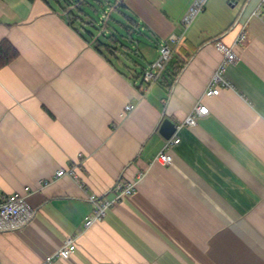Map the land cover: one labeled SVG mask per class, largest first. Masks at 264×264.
Masks as SVG:
<instances>
[{"label": "crops", "instance_id": "0c3cea01", "mask_svg": "<svg viewBox=\"0 0 264 264\" xmlns=\"http://www.w3.org/2000/svg\"><path fill=\"white\" fill-rule=\"evenodd\" d=\"M54 1L0 0V43L19 52L0 67V187L26 195L35 212L23 228L0 232V264H42L68 237L77 248L55 264H264L261 0H209L186 32L193 0L177 8L172 0L106 1L154 36L137 53L144 66L129 54L103 57ZM241 31L244 41L233 45ZM165 42L172 61L142 92L137 67ZM218 43L237 58L225 70L230 87L205 97L223 60ZM129 102L135 108L123 118ZM198 102L209 113L184 125ZM166 118L179 139L168 148L171 166L153 162L168 141L159 132ZM74 163L79 181L55 178ZM131 182L133 195L84 227L90 194Z\"/></svg>", "mask_w": 264, "mask_h": 264}, {"label": "built area", "instance_id": "2783aa9c", "mask_svg": "<svg viewBox=\"0 0 264 264\" xmlns=\"http://www.w3.org/2000/svg\"><path fill=\"white\" fill-rule=\"evenodd\" d=\"M208 0H193L187 8L185 14L182 17L183 30L186 32L189 26L197 18L198 15L203 13L206 9V3ZM264 22V0H261V5L254 12ZM245 39L243 31L237 36L233 45L241 44ZM171 42H179L181 37L171 35L169 37ZM219 50L223 53V60L217 69L211 76L203 96L211 97L216 96L220 93L221 88L230 87V82L225 77V70L228 64L233 63L237 56L233 51L232 47H227L222 43L217 44ZM173 50L167 42L161 44L158 48V56L156 60L148 64L144 69L140 85L141 91L146 92L155 82H157L162 74L166 71L168 65L172 61ZM135 108L134 103L129 102L125 106V110L121 114L123 118L127 117ZM209 113L208 106L198 102L193 110L188 114L184 125L192 126L196 124L197 118L205 116ZM179 139L172 137L167 141L164 149H162L153 162H159L164 166H171L173 164V158L168 152V148L171 145L177 144ZM79 164L74 163L68 168L59 169L55 178L71 177L76 181H79L77 174V168ZM136 191L135 183L131 182L128 184L119 183L113 187L109 192L103 196H99L92 193L88 196V200L93 204L94 211L89 216L85 217L84 227L88 228L93 223L105 218L107 211L114 207L118 202L133 195ZM34 209L29 204L26 195L19 193L4 194L0 187V232L16 231L27 225L34 217ZM77 248L76 239L72 237L66 238L61 247L53 254L47 256L42 264H55L59 260H65L72 255Z\"/></svg>", "mask_w": 264, "mask_h": 264}, {"label": "trees", "instance_id": "16d2710c", "mask_svg": "<svg viewBox=\"0 0 264 264\" xmlns=\"http://www.w3.org/2000/svg\"><path fill=\"white\" fill-rule=\"evenodd\" d=\"M31 1H34V0H31ZM59 2L60 3L63 2L64 4L65 3L67 4L65 6L64 10H65V15L67 17L69 24L73 25L74 23H76L78 20V15H76V12L82 11L81 7L79 8V6H78L81 2L75 1V0H62ZM120 7H122L121 4L118 5V8L114 9V5H113V7L110 6V10L113 11V9H114L117 11V10H119ZM103 12H104L103 15L105 17L107 16L106 21L99 22L97 20H92L91 22L88 23L89 25L93 26L92 28L95 31L90 30V29H85L84 26H82V28H80L78 30L85 39H87L90 43H92L95 46L97 51L103 57H105L108 60H111V58H113L117 61H120V60H122V57L124 58V56H121V55H125L123 53V50L126 47L124 44H122L120 42V39L118 37L119 32H118L117 28L110 23V20L115 22V23L120 24L123 27H126V29L130 28V29H134L136 31L137 29L134 27L135 18L126 16L129 20L130 25L133 26V28H132V27L124 25L122 22L118 21L117 19L112 17L111 14H109L110 16L107 15V13L104 11V9H103ZM18 56H19L18 50L8 40H3L0 43V67H4V66L10 64ZM123 66L126 67L127 65L123 64ZM143 71L138 72L137 75L135 76V78L141 79ZM129 73H134V71L130 70ZM164 74H165V72H164ZM164 74L161 76V78L164 77ZM138 88L141 89V86H139Z\"/></svg>", "mask_w": 264, "mask_h": 264}, {"label": "rangeland", "instance_id": "374dc122", "mask_svg": "<svg viewBox=\"0 0 264 264\" xmlns=\"http://www.w3.org/2000/svg\"><path fill=\"white\" fill-rule=\"evenodd\" d=\"M75 1L81 2L78 6H79V8L81 7L82 11L76 12V15H78L77 24H78L79 28H82V26H84L85 29H90V30L95 31L92 28L93 26L89 25L88 23L91 22L92 20H97L99 22L106 21L107 16L105 17L103 15L104 14L103 9L107 13V15L111 14L112 17H114L118 21L122 22L124 25L130 26L133 28V26L130 25L128 18L126 17V16L133 17L132 16L133 14L131 15V12H129V10L126 7H120L119 8L120 11H116V10L112 11L109 8L110 3L106 2L109 0H75ZM172 1L174 3H176V1H177L176 5H175L177 8L178 4H179L178 0H172ZM208 1H207V3H209ZM52 2H55V1L52 0ZM112 2H114V0H111V3ZM207 3H206V6H207ZM65 5H67V4L65 3ZM114 7H118L117 3L114 4ZM203 13H201V14H203ZM110 23L117 28V30L119 32L118 37L120 39V42L122 44H124L126 47V48H124V49H126V52L124 53L125 55H121V56H124V58L122 57V59H126L127 57H125V56L127 54H130L133 61H136L140 65L144 66L146 63V60L143 58L142 55H138L137 53H139V52L144 53L145 44H147V45L152 44V41L155 40L154 36L151 33H148L146 31L144 32L141 28H140V30L138 28V30L135 31L134 29H130V28L126 29V27H123L120 24L115 23L111 20H110ZM147 58H149L148 55H147ZM125 62L127 63L128 61L125 60ZM129 66H131V65H129ZM122 67L124 69H126L123 65H122ZM137 71L140 72V67H137Z\"/></svg>", "mask_w": 264, "mask_h": 264}, {"label": "water", "instance_id": "95a60500", "mask_svg": "<svg viewBox=\"0 0 264 264\" xmlns=\"http://www.w3.org/2000/svg\"><path fill=\"white\" fill-rule=\"evenodd\" d=\"M177 130V126L170 119L166 118L160 125L159 132L167 140L171 139Z\"/></svg>", "mask_w": 264, "mask_h": 264}]
</instances>
